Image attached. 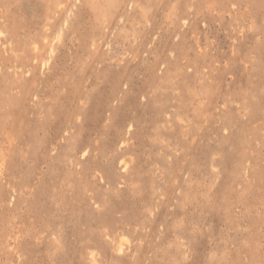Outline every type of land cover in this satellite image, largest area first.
<instances>
[{"label": "rangeland", "instance_id": "374dc122", "mask_svg": "<svg viewBox=\"0 0 264 264\" xmlns=\"http://www.w3.org/2000/svg\"><path fill=\"white\" fill-rule=\"evenodd\" d=\"M0 264H264V0H0Z\"/></svg>", "mask_w": 264, "mask_h": 264}]
</instances>
